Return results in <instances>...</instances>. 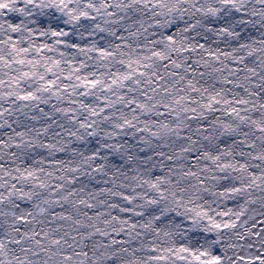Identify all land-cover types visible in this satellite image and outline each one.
<instances>
[{"label": "snow or ice", "instance_id": "obj_1", "mask_svg": "<svg viewBox=\"0 0 264 264\" xmlns=\"http://www.w3.org/2000/svg\"><path fill=\"white\" fill-rule=\"evenodd\" d=\"M0 264H264V0H0Z\"/></svg>", "mask_w": 264, "mask_h": 264}]
</instances>
